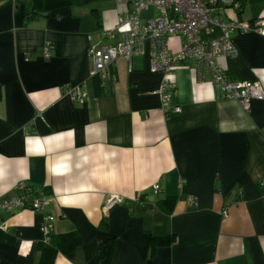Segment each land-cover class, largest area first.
Instances as JSON below:
<instances>
[{"label":"crops","instance_id":"1","mask_svg":"<svg viewBox=\"0 0 264 264\" xmlns=\"http://www.w3.org/2000/svg\"><path fill=\"white\" fill-rule=\"evenodd\" d=\"M134 1L0 0V198L19 195L20 181L49 195L41 211L0 213V264H39L46 221L52 236L80 239L53 264H100L108 238L110 264H264V99L243 109L189 60L172 76L169 109L181 111L166 113L148 43L131 60L117 57L104 78L90 75L89 48L121 40L106 32ZM238 1L217 13L264 27V0ZM231 41L236 54L216 58L219 67L264 85V36ZM168 45L175 51L180 39ZM74 85L82 102L64 93ZM112 194L122 201L104 212ZM152 237L170 242L152 250Z\"/></svg>","mask_w":264,"mask_h":264},{"label":"built area","instance_id":"2","mask_svg":"<svg viewBox=\"0 0 264 264\" xmlns=\"http://www.w3.org/2000/svg\"><path fill=\"white\" fill-rule=\"evenodd\" d=\"M231 6L239 9L238 0H135L131 12L124 15L113 30L106 32L112 37L114 32H121V40L114 44L91 46L89 53L93 67L90 75L104 78L108 67L119 56L131 60L135 55L143 53L145 43L149 44V70L160 73L162 80L155 91L161 101L162 108L167 113L181 111L179 106L169 109V101L176 87L172 78L174 71L192 60L200 75L202 70L211 71L214 83L220 87L224 96L237 100L243 109L248 110L255 99H264V85L259 81L240 80L230 77L216 62L220 56H233L236 51L231 36L255 32L264 36V27L255 22L227 20L217 13V9ZM149 8L158 13L152 17H142L141 12ZM178 37L180 45L177 50H171L168 40ZM52 45L46 43L42 55L48 59ZM64 93L76 102H82L86 91L81 85L67 86ZM264 186V181L260 182ZM155 190L159 185L153 186ZM17 196L0 198V213L15 208H25L41 211L46 206L49 195L44 188L31 182L20 181L16 185ZM264 200V196H262ZM122 201L119 194L110 195L104 202L102 209L108 212ZM223 219L228 217V210L221 212ZM50 220V216H46ZM51 224L45 222L41 230L46 237L50 233Z\"/></svg>","mask_w":264,"mask_h":264},{"label":"trees","instance_id":"3","mask_svg":"<svg viewBox=\"0 0 264 264\" xmlns=\"http://www.w3.org/2000/svg\"><path fill=\"white\" fill-rule=\"evenodd\" d=\"M242 3H240V7ZM2 98V92L0 90V100ZM36 186H42L46 193L48 194L47 188L43 185L33 183ZM170 239H162L157 237H152L150 239L151 249L154 250L158 245L169 243ZM80 243L79 236L76 232H67L57 236H52L48 234L45 240L40 245V261L39 264H53L54 257L57 252H69L73 250ZM114 246V239L108 238L99 244V262L100 264H110L112 259Z\"/></svg>","mask_w":264,"mask_h":264}]
</instances>
